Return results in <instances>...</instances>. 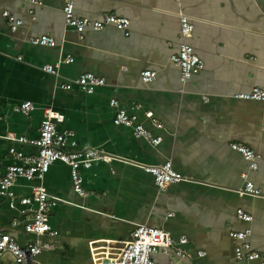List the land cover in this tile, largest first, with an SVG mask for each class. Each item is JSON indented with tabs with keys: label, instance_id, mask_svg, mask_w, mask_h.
<instances>
[{
	"label": "crops",
	"instance_id": "1",
	"mask_svg": "<svg viewBox=\"0 0 264 264\" xmlns=\"http://www.w3.org/2000/svg\"><path fill=\"white\" fill-rule=\"evenodd\" d=\"M73 1L79 16L127 17L129 34L105 25L80 39L73 29L63 30L64 0H0V168L18 151L35 153V146L9 136L37 137L48 108L62 118L58 130L74 131L79 147L100 148L124 160L94 161L81 169L83 196L73 190L69 167L60 161L42 179L19 178L13 186L17 197L42 185L58 199L49 211L57 235L41 238L27 232L31 207L16 201L12 209L5 196H0V233L22 245L47 244L36 258L42 264H91L90 242L119 245L136 225L146 224L174 239L187 237L185 257L156 253L157 264H264V100L237 96L253 87L264 89V12L256 0ZM4 10L23 20L17 30L10 29ZM183 14L194 25L187 38L180 36ZM40 34L54 37L56 45L28 41ZM182 42L203 60L185 83L170 60ZM66 54L72 62H62ZM56 63L57 74L42 69ZM145 70L155 71V78L143 82ZM84 72L102 77L104 84L92 93L75 85L61 87ZM113 98L160 136V143L152 145L116 125ZM26 100L34 104L29 115L14 111ZM153 119L162 127L153 126ZM232 142L260 153L256 169H249ZM167 160L185 178L159 190L137 163ZM246 180L262 196L240 194ZM238 208L252 220L239 219ZM246 227H251L247 239L259 257L238 260L228 232ZM0 264H15L13 256L0 252Z\"/></svg>",
	"mask_w": 264,
	"mask_h": 264
},
{
	"label": "built area",
	"instance_id": "2",
	"mask_svg": "<svg viewBox=\"0 0 264 264\" xmlns=\"http://www.w3.org/2000/svg\"><path fill=\"white\" fill-rule=\"evenodd\" d=\"M37 2L38 0H26ZM63 30L73 29L80 39L86 31L100 30L105 25H113L120 30H124L125 35L129 34L130 21L127 17L106 14L102 19H94L88 16H79L74 11V1L64 0L62 6ZM2 15L9 24L12 31L17 30L23 20L16 18L8 10H4ZM180 36L187 38L193 30V22L189 16L183 14L179 17ZM28 41L34 45H44L53 47L56 45V39L48 34L31 35ZM63 63L72 62V57L66 54ZM170 60L179 68V80L185 83L191 75L198 72L203 67V60L193 47L187 43L179 44L176 52L170 55ZM58 63L45 64L42 69L46 72L57 74ZM155 71L145 70L140 73L143 82H148L155 78ZM104 84V79L92 72H84L75 79L61 84L62 88L70 89L77 86L86 93H92L96 86ZM245 99L264 100V89L253 87L250 92H243L237 95ZM110 104L116 108L113 122L116 125H122L132 130L135 137L142 138L152 145H157L161 141L160 136H154L144 125L137 122L135 114L129 113L125 108L119 105L116 99H111ZM14 111L24 115H29L34 110V104L29 101H23L16 105ZM151 117V113H147ZM61 116L51 110L45 109L43 119L38 128V135L35 138L26 136L10 135L11 139L18 142H27L36 147L35 153L25 154L22 151L14 153V161L0 168V196L9 199V206L13 209L16 207V201L21 205L31 207V215L24 223V229L35 235L47 234L49 236L57 235V231L52 229L49 223V211L57 202V198L50 196L42 185L32 187V192L27 196H18L13 190L15 182L19 178L26 180L42 179L49 170V167L56 161L65 163L70 170V178L73 190L83 196L85 194L82 188L81 169L91 167L94 161L109 163L114 160H124L116 155H112L103 149L95 147H79L75 140V133L71 130H58L57 122L61 121ZM153 126L161 128L162 124L157 120H152ZM230 147L241 154L245 161L248 162L249 169H256L260 153L240 142L230 143ZM140 167L151 174L157 189H164L169 183L183 180L179 172L174 170L169 160L162 163L149 164L137 163ZM240 194L252 196H262L261 191L252 181L246 180L242 188L238 190ZM236 216L250 222L252 216L241 208L236 209ZM13 224L17 220L13 219ZM252 233L251 227L243 230L229 231L228 236L236 241L234 247L235 257L238 260L243 258L252 260L259 257V253L252 249L248 237ZM187 243L185 235L174 239L172 235L158 227H152L146 224L136 225L130 232L129 239L121 241L119 245L111 244V241L105 240L90 242V251L92 255L91 264H157L153 255L163 253L165 255L174 254L175 257H185L186 252L182 247ZM47 244L31 242L25 245L18 243L8 233H0V252L10 253L15 264H42L36 258ZM172 252V253H171ZM201 254V253H200ZM172 264H176L172 262Z\"/></svg>",
	"mask_w": 264,
	"mask_h": 264
},
{
	"label": "water",
	"instance_id": "3",
	"mask_svg": "<svg viewBox=\"0 0 264 264\" xmlns=\"http://www.w3.org/2000/svg\"><path fill=\"white\" fill-rule=\"evenodd\" d=\"M64 3V2H63ZM256 3L260 6V8L263 10L264 12V1L263 0H256ZM62 11V8H61ZM63 15V14H62ZM44 234H41V238L43 237ZM39 236V235H38Z\"/></svg>",
	"mask_w": 264,
	"mask_h": 264
}]
</instances>
